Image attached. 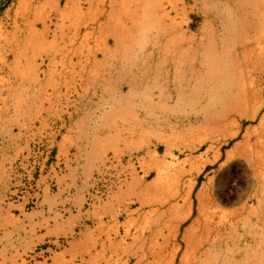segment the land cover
<instances>
[{
  "label": "rangeland",
  "instance_id": "obj_1",
  "mask_svg": "<svg viewBox=\"0 0 264 264\" xmlns=\"http://www.w3.org/2000/svg\"><path fill=\"white\" fill-rule=\"evenodd\" d=\"M129 1L0 0V42L3 44V48H0V174L3 166H10L14 171L33 167L35 174L40 172H36L42 167L40 159L36 156L22 158L29 153L31 155L33 146L38 145L26 140L28 116L31 115L27 104L33 101L31 93L34 72L39 73L42 78L56 69L59 75L51 74V77L57 84L60 83L58 86L89 88L90 83L96 84L99 115L103 116L109 108L111 135L109 151L101 155L86 149L85 144H78L77 150L71 151L76 153L74 155L77 160L81 157L86 164L91 158L101 157L94 172L81 175L72 173L71 177L72 185L82 183L89 193L97 184L103 185L100 189L104 191L109 187V237L96 238L92 232L83 229L81 241L76 239L74 243L73 239H65L64 243L50 244L51 247L57 245L69 248V254L65 259H60V264H234L235 261L238 263L237 258L243 252L246 258L247 254L250 256V263L264 264V255L257 254L258 249L264 248V226L261 224L264 219V169L257 167L255 155L250 157L248 154L251 148L252 151L254 147L255 152L264 142L262 0H256L259 15L249 17L242 13L250 11L248 5L240 6V3L237 7L231 4L233 9L230 12L233 15L227 17L223 0H171L172 3L161 0L158 7L162 6L163 9L156 6L150 12L149 16L156 14V21H153L154 24V16L150 17L152 24L147 27L151 25L149 28L152 29L145 33L138 32L137 26L130 23L136 6L134 3L130 5ZM126 5H130L128 7L132 11ZM126 25H130L129 29ZM225 26L229 29L226 33L228 37ZM207 32L212 33V36ZM184 33L187 38L194 40V52L185 59V56L170 58L172 61H181L182 67L177 70L171 61L165 63V60L167 51L174 49L169 40L179 39ZM39 37H45L48 45H52L49 48L48 45L31 46L32 40ZM244 39L246 42L252 41L248 45L252 50L249 56L238 52ZM211 40L217 44V54L220 56H217L216 60H219L216 65L220 62L221 65L217 68L213 65L209 70L206 54L208 55L207 45ZM222 40L228 43L225 44ZM28 41L30 46L26 45ZM239 41L242 42L238 44ZM223 42L226 45L224 47ZM166 44H170L169 47L173 49ZM205 47L207 50H204ZM39 48L42 52L45 51L38 54ZM89 55H96L99 60L103 57L107 59L98 63L99 66L91 72L88 68L90 64L84 62ZM4 58L5 62L2 61ZM27 60L28 63L31 61L35 64L34 70L26 69ZM75 60L82 61V74L80 78L77 75L74 83ZM158 64L163 65L159 67ZM198 70L203 76L200 75L202 80L205 82L207 79V84L203 82L202 88L197 84L196 90V78H200ZM212 73L215 78L213 75L211 79ZM186 79L192 85L188 88L190 91L185 88V96L180 97ZM168 95L172 96V100L168 99ZM176 95L178 99L175 98ZM237 95H241L245 101L241 109L237 110L239 113L233 114L229 110L228 121L225 120L221 125L223 129L214 128L212 123H208V126L203 123L208 113L229 109ZM88 97L89 95L82 94L81 101L86 102ZM64 99L72 102L74 96L50 95L51 103ZM217 99H223V103L214 105L212 100ZM203 104H206L205 107ZM208 105L211 108H207L206 113ZM253 114L254 121L251 119ZM202 124L205 126H201ZM205 127L208 129H204ZM213 128L216 131L210 134V129ZM233 132H238V136L230 140L229 134ZM223 141L227 142L226 146H221ZM56 145L58 151L64 149L63 143L60 146L55 142L47 144L50 149ZM217 154L220 157L214 161ZM63 156L58 152L56 154L54 149L51 160L54 164L50 171L44 167L41 169L44 175L48 174L53 200L61 196L59 190L64 181V168L59 163ZM71 158L75 159V156ZM258 159L264 163V157ZM72 194L74 193L71 192V196L68 195L67 198H73ZM91 204L88 197L82 201V208L89 209ZM1 230L0 227V232ZM8 251V243L1 239L0 234V264H16V258L5 253ZM30 256L19 258L17 263L30 264ZM49 256L52 257V254ZM242 261L241 264L246 263V260Z\"/></svg>",
  "mask_w": 264,
  "mask_h": 264
},
{
  "label": "crops",
  "instance_id": "obj_2",
  "mask_svg": "<svg viewBox=\"0 0 264 264\" xmlns=\"http://www.w3.org/2000/svg\"><path fill=\"white\" fill-rule=\"evenodd\" d=\"M41 40H32V46L48 45L47 40H42L44 44ZM28 42L27 46L30 45V41ZM104 59L107 58L99 60L96 55H89L84 62L90 64L88 68L93 72L99 66L97 64L104 62ZM81 64V60L74 61V83L77 75L81 77ZM35 67L31 61L27 64L31 71ZM34 73L31 93L33 101L27 104L31 115L28 116L26 140L38 145L33 146V156L26 153L22 158L36 156L41 160V166L50 171L54 164L51 162L54 149L56 154H64L59 163L64 168V181L59 190L61 196L54 200L51 198L49 177L48 174H43L42 167L36 171L40 172L35 174L33 167L15 169L18 171L15 173L14 168L3 166L0 174V234L1 239L8 243L9 251L5 253L15 257L16 264L19 258L31 254L34 255L30 256V264H60V259H65L69 254V248L57 247L58 243H64L63 240L73 239L74 243L76 239L81 241L83 229L92 232L96 238L109 237V187L104 191L100 189L103 185L97 184L89 193L82 183L72 185L71 177L72 173L81 175L94 172L101 158H91L88 164L83 163L81 157L77 160L74 155L76 153L71 151L75 152L78 144H85L86 149L94 150L99 155L109 151V108L103 116L99 115L96 84L90 83L89 88L61 87L58 86L60 83L57 84L51 77V74L59 75L56 69L42 78L39 73ZM51 94L59 97L74 96V99L72 102L64 99L51 103ZM82 94L89 95L86 102L81 101ZM54 142L59 146L63 143L64 149L58 151L57 145L51 149L47 146ZM74 156L75 159H72ZM71 192L74 197L69 199L67 196H71ZM88 197L92 204L89 209H84L82 201ZM261 224L264 226V219ZM42 244L46 246L41 247ZM50 244L57 245L51 247ZM244 254H239L238 263L235 261L234 264H241L242 260H246L244 264H252L250 256L247 254L246 258ZM257 254L263 256L264 248L258 249ZM262 259L264 261V257Z\"/></svg>",
  "mask_w": 264,
  "mask_h": 264
},
{
  "label": "bare ground",
  "instance_id": "obj_3",
  "mask_svg": "<svg viewBox=\"0 0 264 264\" xmlns=\"http://www.w3.org/2000/svg\"><path fill=\"white\" fill-rule=\"evenodd\" d=\"M31 1V0H30ZM116 1V0H115ZM159 2V3H156V2ZM160 1L161 0H130L129 2H130V5L132 4V3H134V5L136 6V8L134 9V10H136V11H132V9H129V7H130V5H126L127 7H128V10H130V11H132L133 12V20L131 21V20H129L130 21V23L135 27V26H137L136 27V29L138 30V32H142V33H145L147 30H149V29H152V27L151 28H149L151 25H149V27H147V25L148 24H152L151 22H150V20H151V16H156V14H154L153 15V13H152V15L151 16H149L150 15V12L151 11H153V9H156V6L158 7V4H160ZM169 1V3H172V1L171 0H168ZM45 2V1H44ZM111 2V1H110ZM247 2L249 3V4H247ZM257 2H259V0L257 1ZM264 1L262 0V6H264L263 3ZM28 3V2H27ZM35 3V2H34ZM42 4H43V2H41ZM67 3V2H66ZM127 3H128V1H127ZM219 3V2H218ZM223 3H224V10H225V14H227V17H229V15H231L232 14V12H230V11H232V6H231V4L233 3L236 7L239 5V3H240V6L241 5H248V8L250 9V11H242V13H243V15L245 16V17H249V15H251V16H253L254 14L256 15V14H258L259 12H258V5H257V3H256V0H223ZM129 4V3H128ZM41 5V4H40ZM76 5V4H75ZM114 5V4H113ZM120 5H121V3H120ZM125 6V7H126ZM134 6V7H135ZM202 6V5H201ZM22 7V6H21ZM162 7V6H161ZM161 7H158V9L160 8L161 9ZM260 7V9H261V6H259ZM43 8V7H42ZM205 8V7H204ZM239 8V7H238ZM23 9V8H22ZM30 9V8H29ZM59 9V8H58ZM127 8H125V10H126ZM162 9H163V7H162ZM207 9H208V7H207ZM262 9H264V8H262ZM262 9H261V11H262ZM51 10V9H50ZM70 10V9H69ZM119 10V9H118ZM123 10V9H122ZM121 10V11H122ZM165 10V9H164ZM171 10V9H170ZM174 10V9H173ZM80 11V10H79ZM78 11V12H79ZM120 11V10H119ZM129 11V12H130ZM177 11V10H176ZM71 12H73V11H71ZM77 12V13H78ZM166 12V11H165ZM165 12H163L162 13V15H161V17L163 16V14L165 13ZM69 13V12H68ZM80 13V12H79ZM118 13V12H117ZM125 13V12H124ZM127 13H128V11H127ZM127 13H125L126 15H127ZM177 13V12H176ZM74 14V13H73ZM112 14V13H111ZM110 14V15H111ZM132 14V13H131ZM261 14H262V12H261ZM113 15V14H112ZM118 15H119V13H118ZM205 15V14H204ZM233 15V14H232ZM259 15V14H258ZM120 16V15H119ZM122 16L124 17V15L122 14ZM128 16V15H127ZM140 16V17H139ZM155 16H154V20H152V22L153 21H156V18H155ZM242 16V15H241ZM70 17V16H69ZM77 17H79L78 16V14H77ZM158 17V16H157ZM173 17V16H172ZM255 17V16H254ZM257 17H259V16H257ZM15 18V17H14ZM71 18V17H70ZM163 18V17H162ZM167 18V17H166ZM251 18V17H250ZM261 18H263V17H261ZM24 19H25V17H24ZM75 19H76V17H75ZM143 19H144V21H143ZM160 19V18H159ZM238 19V18H237ZM240 19V18H239ZM247 19V18H246ZM245 19V20H246ZM257 19V18H256ZM73 20V19H72ZM161 20V19H160ZM164 20V19H163ZM170 20V19H169ZM252 20V19H251ZM174 21V20H173ZM239 21V20H238ZM264 21V20H263ZM14 22V21H13ZM69 22V21H68ZM73 22V21H72ZM122 22V21H121ZM159 22V21H158ZM157 22V23H158ZM142 24V26H139V24ZM154 23V22H153ZM156 23V24H157ZM160 23V22H159ZM171 23V22H170ZM32 24H34V22L32 23ZM61 24V23H60ZM73 24V23H72ZM123 24V23H122ZM130 24V25H131ZM155 24V23H154ZM259 24V23H258ZM130 25H126L127 26V28H128V26H130ZM208 25H210V24H208ZM231 25V24H230ZM236 25V24H235ZM4 26V25H3ZM80 26V25H79ZM114 26V25H113ZM153 26H155V25H153ZM157 26V25H156ZM155 26V27H156ZM171 26H174V25H171ZM210 26H212V24L210 25ZM242 26V25H241ZM70 27V26H69ZM124 27V26H123ZM139 27H140V29H139ZM158 27H160V24H159V26ZM31 28V27H30ZM120 28V27H119ZM154 28V27H153ZM172 28V27H171ZM230 28V27H229ZM238 28H239V26H238ZM256 28V27H255ZM255 28L253 29V30H255ZM16 29V28H15ZM44 29V28H43ZM46 29V28H45ZM61 29V28H60ZM129 29V28H128ZM172 29H175V28H172ZM242 29V28H241ZM258 29V28H257ZM121 30V29H120ZM125 30V29H124ZM136 30V31H137ZM157 30V29H156ZM186 30V29H185ZM203 30V29H202ZM224 30H225V34L226 33H228V31H229V29H228V27L226 28V26L224 27ZM21 31V30H20ZM47 31H49V30H47ZM69 31V30H68ZM74 31V30H73ZM78 31H80V30H78ZM77 31V32H78ZM119 31V30H118ZM126 31V30H125ZM44 32V31H43ZM110 32V31H109ZM128 32V31H127ZM244 32V31H243ZM31 33V32H30ZM30 33H29V35H30ZM34 33H36V30H35V32ZM47 33V32H46ZM49 33V32H48ZM75 33V32H74ZM79 33V32H78ZM126 33V32H125ZM124 33V34H125ZM137 33V32H136ZM172 33V32H171ZM179 33V32H178ZM182 33V32H181ZM208 33V32H207ZM206 33V34H207ZM239 33H241V32H239ZM73 34V33H72ZM80 34V33H79ZM101 34V33H100ZM109 34H111V32L109 33ZM156 34V33H155ZM166 34V33H165ZM209 34V33H208ZM212 33H210L209 35H211ZM242 34V33H241ZM245 34V33H244ZM32 36L34 35L33 33L31 34ZM39 35H40V32H39ZM44 35V34H43ZM73 35H75V34H73ZM107 35V34H106ZM112 35V34H111ZM138 35V34H137ZM154 35V34H153ZM240 35V34H239ZM262 35V34H261ZM36 36V35H35ZM34 36V37H35ZM84 36H86V38L88 37L87 35H84ZM129 36H130V34H129ZM212 36V35H211ZM47 37V36H46ZM132 37H133V35H132ZM144 37V36H143ZM147 37V36H146ZM210 37V36H209ZM226 37H228V34H226ZM22 38V37H21ZM24 38H26V37H24ZM33 38V37H32ZM37 38H38V36H37ZM45 38V37H44ZM43 38V39H44ZM208 38V37H207ZM206 38V39H207ZM233 38V37H232ZM244 38V37H243ZM39 39H40V37H39ZM42 39V38H41ZM40 39V40H41ZM42 39V40H43ZM121 39V38H120ZM123 39H124V37H123ZM170 39V38H169ZM237 39V38H236ZM236 39H235V41H236ZM12 40V39H11ZM20 40V39H19ZM23 40V39H22ZM21 40V41H22ZM26 41H27V39H25ZM36 40V39H35ZM42 40H41V42H42ZM48 40V39H47ZM97 40V39H96ZM134 40V39H133ZM138 40H140V39H138ZM145 40V39H144ZM143 40V41H144ZM210 40V39H209ZM227 40H228V38H227ZM239 39H237V41H238ZM243 40V39H242ZM253 40V39H252ZM12 41H14V40H12ZM121 41H123V40H121ZM170 41V43L174 46V49L173 48H171V47H169V45L170 44H166L169 48H171V49H173V50H171V51H169L168 50V48L166 47L165 49H167L168 51H167V53H168V55H167V57H166V60H165V63L166 62H168V61H171V63L174 65V67L175 68H177V70L178 69H181V67H182V65L180 64L181 63V61L180 60H170V58L172 57V59L174 58V57H178V58H183V56H185L184 57V59L186 58V57H189L190 56V54L191 53H193L194 52V40L193 39H189V38H187L186 37V34L184 33L183 35H180V38L179 39H170L169 40ZM222 41H224L225 42V44H226V40H222ZM15 42V41H14ZM18 42V41H17ZM25 42V41H24ZM47 42V41H46ZM52 42V41H51ZM116 42V41H115ZM135 42V41H134ZM140 42V41H139ZM146 42V41H145ZM207 42V41H206ZM224 42H223V44H224ZM240 42H242V41H239L238 42V44L240 43ZM29 43V42H28ZM38 43V42H37ZM43 43V42H42ZM123 43V42H122ZM141 43H142V41H141ZM166 43V42H165ZM167 43H169V42H167ZM228 43V42H227ZM27 44V43H26ZM44 44V43H43ZM145 44H147V43H145ZM222 44V43H221ZM222 44V45H223ZM223 45V47L224 46H226V45ZM240 44H242V47H241V49L238 51L239 53H241V54H250V53H252V50H251V47H248V45H251L252 44V41L251 40H247V42H246V39H244V41L242 42V43H240ZM18 45H20V44H18ZM33 45V44H32ZM31 45V46H32ZM50 45V44H49ZM49 45H48V48H49ZM52 45V44H51ZM50 45V46H51ZM108 45V44H107ZM119 45V44H118ZM126 45H128V44H126ZM139 45H141V44H139ZM164 45V44H163ZM171 45V46H172ZM22 46H24V45H22ZM21 46V47H22ZM26 46V45H25ZM30 46V45H29ZM41 46H42V44H41ZM102 46V45H101ZM115 46V45H114ZM121 46H124V45H121ZM120 46V47H121ZM208 46V50L206 49V47ZM205 48H204V50L206 49L207 50V53H208V55L206 54V56L208 57V62H207V67L208 68H210L209 70H211V68H212V66L213 65H216L217 63H218V60H216L217 59V56L219 55V54H217V44L213 41V40H211L210 42H209V44L207 45ZM10 47V46H9ZM46 47H47V45H46ZM62 47V46H61ZM0 48H3V44H2V42H0ZM19 48V47H18ZM25 48V50H26V47H24ZM29 48V47H28ZM31 48V47H30ZM83 48V47H82ZM128 48V47H127ZM233 48V47H232ZM13 49H15V48H13ZM32 49V48H31ZM41 49H43V48H41ZM118 49H120V48H118ZM123 49V48H122ZM131 49H132V47H131ZM138 49H139V47H138ZM220 49H223V48H221L220 47ZM253 49V48H252ZM20 50H21V48H20ZM22 50H23V48H22ZM30 50V49H29ZM44 50V49H43ZM56 50H58V49H56ZM140 50V49H139ZM203 50V51H204ZM15 51V50H14ZM19 51V50H18ZM27 51V50H26ZM39 51V52H38ZM38 51H36V52H38V54L40 53V52H42L41 50H40V48H39V50ZM45 51V50H44ZM43 51V52H44ZM62 51V50H61ZM141 51V50H140ZM159 51V50H158ZM203 51H201L202 52V54L204 53ZM223 51H224V49H223ZM17 52V51H16ZM25 52V51H24ZM33 52H35V50L34 51H32V53ZM42 52V53H43ZM49 52V51H48ZM51 52V51H50ZM49 52V53H50ZM54 52V51H53ZM61 53V52H60ZM116 54H117V52H115ZM121 53V52H120ZM119 53V54H120ZM162 53H163V51H162ZM235 53H236V51H235ZM21 54H23V53H21ZM35 55H37L36 53H34ZM33 54V55H34ZM89 54V53H88ZM122 54V53H121ZM120 54V55H121ZM202 54H200L201 56H202ZM230 54V53H229ZM18 55H19V53H18ZM17 55V56H18ZM26 55V54H25ZM29 55H32L31 53L29 54ZM28 55V56H29ZM34 55V56H35ZM41 55V54H40ZM55 55V54H54ZM221 55V54H220ZM227 55V54H226ZM246 55V56H247ZM17 56H13V58L14 57H17ZM151 56V55H150ZM166 56V55H165ZM168 56H170V57H168ZM225 56V55H224ZM235 56V55H234ZM237 56V55H236ZM245 56V57H246ZM249 56V55H248ZM24 57H26V56H24ZM30 57V56H29ZM149 57V56H148ZM203 57H205V55H203ZM220 56H218V58H219ZM229 57H230V55H229ZM2 58V56H0V59ZM32 58V57H31ZM52 58V57H51ZM50 58V59H51ZM120 58H122V57H120ZM165 58V57H164ZM192 58H194L193 56H192ZM226 58H227V56H226ZM232 58H234V57H232ZM256 58V57H255ZM18 59V58H17ZM124 59V58H123ZM137 59V58H136ZM169 59V60H168ZM176 59V58H175ZM242 59H244V58H242ZM55 60V59H54ZM205 60V59H204ZM229 60V59H228ZM231 60H233V59H231ZM260 60V59H259ZM3 62H5V58L2 60ZM25 61H26V59H25ZM24 61V62H25ZM193 61V59L191 60V62ZM207 61V60H206ZM236 61V60H235ZM238 61V60H237ZM243 62H244V60H242ZM246 61V60H245ZM3 62L1 63V64H3ZM20 62V60L18 61V63ZM27 62H28V60H27ZM55 62V61H54ZM59 62V61H58ZM190 61H189V63L188 64H190L191 63ZM205 62V61H204ZM220 62V61H219ZM249 62V61H248ZM260 62V61H259ZM161 63H162V61H161ZM164 63V62H163ZM221 63V62H220ZM219 63V65H216V68L217 67H220V64ZM233 63V62H232ZM201 64V63H200ZM222 64H224L223 62H222ZM19 65V64H18ZM51 65V64H50ZM159 65V67L161 66L162 67V65H160V64H158ZM226 65V64H225ZM200 66V65H199ZM223 66V65H222ZM227 66V65H226ZM254 66V65H253ZM25 67V66H24ZM102 67V66H101ZM27 70L29 69V68H26ZM183 69V68H182ZM254 69V68H253ZM256 69V68H255ZM129 70V69H128ZM205 70H208V69H205ZM94 71V70H93ZM174 71H175V69H174ZM199 71L200 70H198V74H199ZM215 71V70H214ZM214 71H213V73H214ZM217 71V70H216ZM28 72V71H27ZM178 72V71H177ZM187 72V71H186ZM239 72V71H238ZM50 73V72H49ZM175 73V72H174ZM191 73V72H190ZM189 73V74H190ZM205 73V72H204ZM207 73V72H206ZM210 73V72H209ZM209 73H207V74H209ZM212 73V75H210V78L212 79V76L214 75ZM223 73H225V72H223ZM234 73V72H233ZM236 73H237V71H236ZM95 74V73H94ZM216 74V73H215ZM227 74V73H226ZM235 74V73H234ZM184 75V74H183ZM201 74H199V76H200ZM205 75V74H204ZM95 76V75H94ZM181 76V75H180ZM180 76H178V77H180ZM202 76V75H201ZM200 76V78H196V79H198L197 80V82L195 83V86H196V90L198 89L197 88V84H199L200 86H198V87H200V88H202V84H203V80H202V77ZM209 76V75H208ZM233 76V75H232ZM247 76V75H246ZM194 77H196V76H194ZM207 77V76H206ZM216 77H217V75H216ZM229 77V76H228ZM231 77V76H230ZM229 77V78H230ZM238 77H239V74H238ZM183 78V77H182ZM188 78H190V77H188ZM187 78V79H188ZM214 78H215V75H214ZM213 78V79H214ZM240 78V77H239ZM238 78V79H239ZM127 79H129V78H127ZM184 80H185V78H183ZM183 79H182V81H183ZM186 79V82H185V84H184V86H182V88H181V93H180V97L181 96H185V92H184V90H185V88L186 89H188L189 87H190V85H192V83H191V81H189V80H187ZM192 79V78H191ZM190 79V80H191ZM195 79V78H194ZM232 79H233V77H232ZM173 80H176V79H173ZM193 80V79H192ZM202 80V81H201ZM207 80V79H206ZM206 80H205V82L204 83H206L207 84V82H206ZM228 80H230V79H227V81ZM255 80V79H254ZM21 81V80H20ZM124 81V80H123ZM209 81H210V79H209ZM214 81H215V79H214ZM224 81V80H223ZM226 81V80H225ZM231 81V80H230ZM229 81V82H230ZM126 82V81H125ZM181 82V81H180ZM202 82V83H201ZM217 82H218V80H217ZM253 82V81H252ZM191 83V84H190ZM209 83V82H208ZM131 85V84H130ZM219 85V84H218ZM223 85V83L222 84H220V86H222ZM232 85V84H231ZM256 85V84H255ZM156 86V85H155ZM155 86H153V87H155ZM179 86H181V85H179ZM194 86V87H195ZM157 87V86H156ZM210 87V86H209ZM227 87H228V84H227ZM239 87V86H238ZM219 88V87H218ZM255 88H256V86H255ZM6 89V88H5ZM4 89V90H5ZM110 89V88H109ZM224 89H226V88H224ZM257 89V88H256ZM4 90H2L3 92H4ZM130 90V89H129ZM189 90V89H188ZM253 90V89H252ZM131 91V90H130ZM190 91V90H189ZM255 91V90H254ZM160 92V91H159ZM196 92V91H195ZM229 92V91H228ZM230 93V92H229ZM55 94V93H54ZM216 94V93H215ZM232 93H230V95H231ZM235 94V93H234ZM233 94V95H234ZM242 94V93H241ZM197 95V94H196ZM212 95V94H211ZM227 95H228V93H227ZM151 96H153V95H151ZM187 96V95H186ZM226 96V95H225ZM232 96V95H231ZM254 96V95H253ZM135 97V96H134ZM158 97V96H157ZM17 98V97H16ZM175 98H177L178 99V97H177V95H176V97ZM215 98V97H214ZM213 98V99H214ZM227 98V97H226ZM231 98H233V97H231ZM168 99H171L172 100V96H169L168 95ZM230 99V98H229ZM182 100V99H181ZM191 100V99H190ZM209 99H207V101H208ZM221 100H223V99H217V100H212V102L214 103V105H216L217 104V106H218V104L219 103H223V102H221ZM226 101H227V99H226ZM230 101H232V100H230ZM245 100H244V98L241 96V95H237L236 97H234L233 98V101H232V103H231V106H229L230 108L228 109L227 108V110L225 109V107H224V109H225V111H222V109H221V111L218 113H216V112H213V113H208L209 115H207L206 117H205V122H203L204 124L206 123V125L208 126L209 124L208 123H212V125H214V128H221V125L225 122V120L228 118L227 116H228V113H229V110H230V112L232 111V112H234L233 114H235V112H237V110H239V109H241V106H242V104H243V102H244ZM246 101H247V99H246ZM225 102V101H224ZM228 103V102H227ZM212 104V103H211ZM229 104V103H228ZM204 105H206V104H203V106ZM221 105V104H220ZM227 105V104H226ZM223 106H224V104L221 106L222 108H223ZM147 107V106H146ZM145 107V108H146ZM167 107V106H166ZM173 107V106H172ZM171 107V108H172ZM202 107V106H201ZM205 107V106H204ZM214 107V106H213ZM168 108V107H167ZM210 110V108H211V105H210V107H209V105H208V107H206V113H207V110L208 109ZM177 109V108H176ZM214 108H212V110H213ZM173 110V109H172ZM212 110H211V112H212ZM217 110V111H218ZM198 111H200V110H198ZM110 112H112V111H110ZM187 113H189V112H187ZM198 113V112H197ZM227 113V114H226ZM237 113H239V112H237ZM148 115V114H147ZM150 115V114H149ZM151 116V115H150ZM119 118V117H118ZM255 118V115L253 114V116H252V121H254L253 119ZM160 120V119H159ZM202 120H203V118H202ZM256 120V119H255ZM228 120H226V122H227ZM204 124H202L201 126H203ZM226 124V123H225ZM198 126V125H197ZM205 126V125H204ZM207 127H205L204 129H206ZM209 128H210V126H209ZM213 128V130L212 129H210L211 131H210V134H214V132L216 131L215 129ZM219 128V129H220ZM196 129V128H195ZM208 129V128H207ZM221 129H223V128H221ZM204 131V130H203ZM202 131V132H203ZM138 132V131H137ZM193 132V131H192ZM201 132V133H202ZM208 132H209V130H208ZM218 133H219V130L217 131ZM145 133H147V132H145ZM149 133V132H148ZM191 133V132H190ZM205 133V132H204ZM206 133H207V131H206ZM195 134V133H194ZM230 136H229V138H230V140L232 139V138H235V137H237L238 136V132H233L232 134H229ZM191 136V135H190ZM196 136V135H195ZM211 136V135H210ZM264 136V135H263ZM155 137V136H154ZM175 137V136H174ZM179 137V136H178ZM177 137V138H178ZM208 137V136H207ZM171 138V137H170ZM193 138V137H192ZM214 138V137H213ZM168 139H169V137H168ZM172 139V138H171ZM229 140V139H228ZM209 141H211V140H209ZM224 142V141H223ZM192 143V142H191ZM222 143V142H221ZM227 142H224V143H222L221 144V146L222 145H225ZM206 144H207V142H206ZM226 146V145H225ZM232 147V146H231ZM218 149V148H217ZM221 149V148H220ZM252 149V148H251ZM251 149H250V151H249V153L248 154H250L251 156L250 157H252V155H255V157L257 158V160H258V168H260V169H264V163L263 162H261V160H259L258 158L259 157H261V158H263L264 157V142L263 143H261L256 149H255V152H253V150H254V147H253V150L251 151ZM244 153H245V151H244ZM244 153H243V155H244ZM221 154V153H220ZM229 155V152L227 151L226 152V156H228ZM220 156H219V154H217V156L215 157V159H214V161H216L218 158H219ZM245 156H243V158H244ZM220 160V159H219ZM254 160V159H253ZM211 163V162H210ZM216 163V162H215ZM256 163V162H255ZM251 164V163H250ZM253 165H254V163H252ZM254 169V168H253ZM138 182V181H137ZM147 186V185H146ZM206 205V204H205ZM201 206V205H200ZM205 210H206V208H205ZM215 212V211H214ZM218 212V211H217ZM235 212V211H234ZM202 213V212H201ZM206 213H207V211H206ZM192 214V213H191ZM227 214V213H226ZM236 214V213H235ZM211 215V214H210ZM229 215H231V214H229ZM178 216V215H177ZM221 217V216H220ZM201 218V217H200ZM204 218V217H203ZM202 218V219H203ZM185 219V218H184ZM206 219V218H205ZM209 220V219H208ZM181 221H183V219L181 220ZM194 222H196L195 220H194ZM246 222V221H245ZM197 223V222H196ZM210 224H211V222H210ZM205 225V224H204ZM171 227V226H170ZM186 229V228H185ZM188 229V228H187ZM196 229V228H195ZM201 229V228H200ZM192 230V229H191ZM193 231V230H192ZM190 232V231H189ZM206 232H207V230H206ZM168 233V232H167ZM204 233H205V228H204ZM193 234V233H192ZM202 234H203V232H202ZM206 234V233H205ZM186 235V234H185ZM189 235V234H188ZM204 235V234H203ZM201 237H202V235H201ZM197 239V238H196ZM195 239V240H196ZM187 241V240H186ZM196 242V241H195ZM184 243V242H183ZM187 244V243H186ZM197 244H199V243H197ZM198 246V245H197ZM226 246V245H225ZM177 247V246H176ZM176 247H175V249H176ZM192 248V247H191ZM190 248V249H191ZM194 248H196V247H194ZM193 248V249H194ZM161 258V257H160ZM182 258V257H181ZM181 258H179V259H181ZM155 259V258H154ZM159 259V258H158ZM156 260V259H155ZM160 260V259H159ZM163 262V261H162ZM167 262V261H166ZM156 263V262H155ZM157 264V263H156Z\"/></svg>",
  "mask_w": 264,
  "mask_h": 264
}]
</instances>
